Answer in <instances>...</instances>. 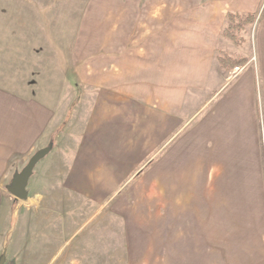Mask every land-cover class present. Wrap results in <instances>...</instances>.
<instances>
[{
	"label": "crops",
	"instance_id": "crops-1",
	"mask_svg": "<svg viewBox=\"0 0 264 264\" xmlns=\"http://www.w3.org/2000/svg\"><path fill=\"white\" fill-rule=\"evenodd\" d=\"M188 2L192 5L185 4L186 12L195 15L184 21L187 25L180 28L181 34L221 19L217 40L223 37L228 13L257 15L264 8V0ZM166 8L157 5L149 10L138 3L129 7L120 3L111 8L87 6L73 53L68 56L70 61L81 64V70L73 71L79 76L77 82L86 87L78 102L73 101V81L68 83L71 71H62L58 65L49 64L50 70L41 76L36 62L14 84L19 91L4 87L6 81H0L2 193L8 179L43 149L50 150L45 166L49 165L51 172L59 177L63 196L67 191L74 193L92 209L96 205L104 210V204H111V198L132 183L140 188L149 182V188L165 189L168 206L175 204L173 189L181 190L182 206L199 204L215 196L220 199L225 189L233 190V194L229 192L235 195L233 200L242 199L244 204L252 189L264 191V19L257 21L253 40L250 39L253 52L250 56L240 53L248 62L232 72L220 67L216 46L210 53L193 48L189 54L181 55L174 48L181 45L182 38L178 37L150 41L147 50L141 45L144 41L141 36L134 33L132 45L140 46L137 53H131L130 30L163 28L167 34L169 24L176 20L172 13L180 9ZM14 29L26 28L12 24L11 35L21 37L6 39L4 53L15 56L25 52L35 61L40 55L44 59L51 49L57 57L49 59L60 58V38L23 36V31L14 33ZM113 29L126 31L115 56L99 50L104 43H110L105 32L108 34ZM92 31L100 38L96 47L91 46ZM95 50L100 53H94ZM227 52L233 54V48ZM180 56L182 63L193 62L197 66L194 70L198 72L197 78L189 75L192 79L188 81L180 78L175 81L170 63L178 62ZM211 74H215L216 81H211ZM44 77L52 78L48 91H44L46 85H40ZM128 87H133V92ZM62 91H69L71 96H63ZM190 94L196 98L187 103ZM61 97H67L68 103L60 105ZM73 104L72 117L67 122ZM203 183H208L207 188L215 192L206 196V192L198 191L204 188ZM189 189L194 191L191 193ZM94 197L96 204L92 203ZM114 204L119 206L120 202ZM91 219L93 213L88 220ZM168 220L172 221V215ZM173 247L166 245L165 252H188L185 246L180 251L172 250ZM212 251L220 259L221 246ZM185 260L175 263L187 264L186 257ZM168 262L173 263L167 260L165 264Z\"/></svg>",
	"mask_w": 264,
	"mask_h": 264
},
{
	"label": "rangeland",
	"instance_id": "rangeland-1",
	"mask_svg": "<svg viewBox=\"0 0 264 264\" xmlns=\"http://www.w3.org/2000/svg\"><path fill=\"white\" fill-rule=\"evenodd\" d=\"M188 1L195 0H0V81H6L7 84L2 83L4 87H13L25 76L26 71L29 73L33 69L32 66H35L36 62L41 76L50 70L47 67L49 64L53 67L58 65L62 71H71L68 83L73 81V101L78 102L86 87L77 82L79 76H75L73 72L81 70V64L70 61L68 56L73 53L74 44L79 37L80 22L87 6L104 5L111 8L115 7L116 3L125 7L138 3L149 10L157 5L163 10H167L166 7L180 9L172 13L171 16H175L176 20L173 19L175 22L169 24L171 27L168 28L167 34L163 28L130 30L128 50L131 53H137V47L140 46L139 43L132 45V36L138 33L141 40H144L141 45L147 50L150 41H169L178 37L182 38L181 45H175L174 48H178L181 55L184 52L189 54L193 48L202 53H210L213 46H216L219 52L223 50L221 52L233 57H245L240 53L250 56L249 53H252L254 48L250 39L253 40L255 25L261 18V13L256 15L254 24L245 26L238 32L242 43L233 45L223 37L217 40V31L222 25L221 19L213 20L210 24H201L202 28L188 30V34L182 35L180 28L187 25L184 21L195 15L186 12L185 4L192 5ZM197 2L201 3V0ZM222 2L223 0H215V3ZM228 23L226 18L224 28ZM12 24L26 28L19 31L14 29V33L23 31V36L45 35L60 38V58L49 59L52 56L55 59L57 57L55 53L52 54L51 49L44 55V59L42 55H35V61L25 52L15 56L4 53L6 39L21 37L19 34L11 35ZM89 31L90 34L91 30ZM124 31L113 29L108 34L105 32L110 38V46L106 49L108 44L104 43L99 49L102 50L100 52L109 55V51L113 56L119 53V44L125 36ZM91 37V46L96 47L100 38L94 31ZM231 48L238 54L227 52ZM97 52L95 50L94 53ZM216 55L218 56V53ZM171 62H174L170 63V66L175 81L179 78L187 81L197 78L198 72L194 71L197 66L193 62L182 63V56L178 62ZM240 68L225 71L232 72ZM189 75H193L192 78H189ZM211 75V81H216L215 74ZM51 79L41 78L40 85H46L44 91L49 90ZM33 81H36V77ZM132 88L128 87V90L133 92ZM13 89L19 91L16 87ZM61 94L71 96L69 91H62ZM191 98L195 99L196 96L190 94L187 103H191ZM59 103L62 106L67 104L68 98L61 97ZM74 106L75 104L69 110L67 122L72 117ZM46 158L48 156L42 158L33 170L27 186L29 199L16 201L8 194V187L13 184L15 174L5 183L3 193L0 191V264L2 261L3 264H24L29 260H34L30 264H165L167 260L173 261L168 264H176L175 260L186 261L185 257L187 264H241L250 261L259 264L264 261V191L260 189H252L251 193H247L244 204L242 199L233 200L235 195L231 196L229 193L233 194V190L225 189L221 191L220 199L215 196L199 204H189L190 206L180 205L181 190L173 189L175 204L168 206L165 204V189L149 188V182H145L140 188L133 187L135 183H132L129 188H133L122 189L120 194L111 198V204H104V210H100L96 205H93L92 209L87 201L79 199L74 193L67 191L63 196L64 190L59 186L60 179L51 172L49 165L45 166ZM23 169H19L16 174ZM202 185L204 188L198 191L206 192V196L215 192L212 188H207L208 183ZM189 191L192 193L194 189ZM96 199L97 197H94L93 204H96ZM117 202H120L119 206L114 204ZM92 213L93 219L88 220ZM170 215L172 221L168 220ZM170 224L172 227L168 229ZM166 245H173L174 251H180L181 246H185L188 252L168 254L165 252ZM218 246H221L222 250L220 259L217 258V253L212 251Z\"/></svg>",
	"mask_w": 264,
	"mask_h": 264
},
{
	"label": "trees",
	"instance_id": "trees-1",
	"mask_svg": "<svg viewBox=\"0 0 264 264\" xmlns=\"http://www.w3.org/2000/svg\"><path fill=\"white\" fill-rule=\"evenodd\" d=\"M260 17L264 19V8L261 11ZM228 24L222 31V36L236 44H241L242 39L237 35L239 31L245 26H249L255 23L257 16L255 14L240 15L235 13H228ZM220 66L226 71H231L236 67H242L246 65L248 59L245 57H233L227 53L218 52L217 57Z\"/></svg>",
	"mask_w": 264,
	"mask_h": 264
},
{
	"label": "water",
	"instance_id": "water-1",
	"mask_svg": "<svg viewBox=\"0 0 264 264\" xmlns=\"http://www.w3.org/2000/svg\"><path fill=\"white\" fill-rule=\"evenodd\" d=\"M49 151V149H43L37 152L30 159L28 165L23 169V171L15 175L13 184L8 187L7 191L8 194L12 196L16 201H25L28 199L27 186L33 174V170L36 164L42 158H44L49 153ZM1 264H3V261Z\"/></svg>",
	"mask_w": 264,
	"mask_h": 264
}]
</instances>
